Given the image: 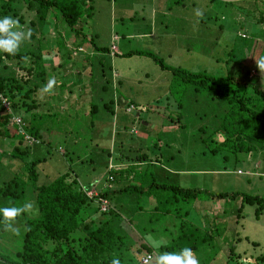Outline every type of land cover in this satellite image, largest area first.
I'll use <instances>...</instances> for the list:
<instances>
[{
	"label": "rangeland",
	"instance_id": "obj_1",
	"mask_svg": "<svg viewBox=\"0 0 264 264\" xmlns=\"http://www.w3.org/2000/svg\"><path fill=\"white\" fill-rule=\"evenodd\" d=\"M219 1L92 0L91 11L87 12L90 18L83 27L86 28L84 31L87 30V40L75 38L59 21L39 44L36 39L30 41L37 54L40 45L53 53L52 49L58 48L61 61L66 60L67 67H71L67 68L71 73L59 72L63 73L59 78L62 86H53L46 98L41 96L42 104L36 111V123L43 127L40 132L43 142L32 146L27 157L29 160L45 158L47 163H41L39 171L54 179L72 169L90 197L105 189L112 160L120 156L124 158L132 138L133 149H138L136 147L142 143L141 149L144 150L148 142H158L162 162L132 166L127 184L126 173L118 172L114 188L135 186L145 178L144 187L155 180L201 192L198 197L201 199L196 203L182 205L180 201L176 202L179 206L173 203L172 196L165 205L168 212L164 213L160 223L150 219L151 209L156 207L155 197H161L157 191L144 196L130 193L113 200L114 203L117 199L126 203L117 219L127 236L124 241V247L129 248L126 256L132 258L134 264H139L146 256L145 251L137 252L140 244L151 248L152 259L148 264H156L157 256L168 252L165 247L175 244L180 224L191 225L197 238L203 233L211 237L207 244L198 245L193 252L199 264H264V208L257 204H242L239 196L236 199L208 197L220 193L264 197V152L238 150L231 153L224 147L215 154L210 153L215 147L214 142L220 139L217 134L210 139L209 136L219 126L226 104L213 100L205 92L195 93L192 86L184 87L180 82H174L172 73L161 70L151 58L110 57L93 50L94 43L108 48L114 44L119 55L129 51H148L169 67L194 73L204 71L215 76L236 74L241 61L246 58L251 80H258L264 91V73L261 74L252 63L256 58L264 57L259 55L264 37L258 36L255 41L240 39L243 34L251 39L252 34L261 33L264 26L256 23L259 13L253 14L255 20L247 14L255 8L263 11L264 3L242 0L244 3L238 1L223 6ZM17 8L28 17L22 4H17ZM196 10L202 11V18L196 16ZM77 45L81 47L80 52H73ZM231 49L238 59H229ZM65 53L71 54L68 60ZM54 56L50 53L45 59L56 64L58 60L55 61ZM85 61L89 63L85 66L88 69L83 67ZM9 68L11 70L5 61L0 66L3 73ZM51 75L57 78V73ZM113 82L117 83L116 89L112 87ZM70 83L73 87H69ZM49 94L53 97L50 98ZM117 94L137 107L142 106L136 123H130V118L122 123L126 116L123 111L116 119L103 109V105ZM90 107H96L92 116L94 111ZM49 108L50 114L47 115L45 111ZM142 119L148 126L141 124ZM24 120L28 121V116ZM122 126L128 130L118 135L116 132ZM13 142L17 144V141ZM6 144L4 141L2 148ZM2 164L8 169L4 168L7 171L4 179H11L9 159H4ZM125 167L123 163L115 168ZM91 184L92 188L87 190ZM26 200L31 201V196L28 195L25 201L0 196V208L20 206ZM130 203L133 205L129 206ZM119 210L122 211V207ZM26 215L17 218L18 234L5 231L0 223V257L8 262L19 260ZM181 245H190L189 240Z\"/></svg>",
	"mask_w": 264,
	"mask_h": 264
},
{
	"label": "trees",
	"instance_id": "obj_2",
	"mask_svg": "<svg viewBox=\"0 0 264 264\" xmlns=\"http://www.w3.org/2000/svg\"><path fill=\"white\" fill-rule=\"evenodd\" d=\"M246 1L264 3L261 0ZM90 2L92 0H0V18L12 16L18 19L25 30L31 29L30 41L36 39L38 44L46 37L47 33L55 29L59 21L65 24L75 38L87 40V30L84 31L86 28L83 29V27L90 18V14L87 13L91 11ZM242 2L244 3V1ZM220 3L223 6L232 4ZM17 4H22L25 7L24 12L28 17H24L20 13ZM255 12L260 15L257 18V25L264 26V10L258 11V8H255V11L249 12L247 15L251 20L254 19L253 14ZM258 36L264 37V28L260 34H255V36L252 34L251 39L246 38L244 34L240 36V39L255 41ZM90 40L93 43V38ZM261 45L263 48L262 50L260 48L259 55L264 56V43ZM39 48L37 54L33 50L31 42H25L21 44L19 51L14 56L0 52V66L5 61L11 67V70L10 68L8 70L9 73H3L0 70V97L9 102L13 114L25 115L24 117L20 116L24 123L23 130L34 141L29 144L18 134L17 127L11 123V114L6 113L0 104V170H3L0 171V196L12 199L23 198L25 201L29 195L31 201L39 208L38 215L34 217L26 215L28 218L25 219L24 226L29 227L30 230L24 233L18 262H8L0 257V264H111L113 258H118L121 264H134L132 258L126 256V250L129 248L124 247V241H126L127 236L123 234V226L117 219L120 212L123 213L126 203L119 202L120 199L114 203L113 200L130 193L141 196L157 191L161 193V197L160 195L155 197L156 207L151 209L152 216L150 219L159 220L160 223L164 213L167 214L168 212L165 210V205L172 196L174 198L172 199L173 203L180 201L183 205L196 203L201 199H198L201 192L181 188L177 185L158 183L155 180L149 181V185L144 187L145 178L142 181L139 180L142 183L135 186L124 185L114 188L113 183L118 172L126 173L125 184H127L132 166L158 165L162 162L161 146L158 142H148L144 150L141 149L142 143L140 142L141 144L136 147L138 149H133L135 145L132 138L131 144L127 145V154L124 158L120 156L112 160L113 166L108 168L105 189H100L91 197L87 196L86 190L80 184L78 175L72 169L66 170L54 179H50L48 173L44 174L39 171L38 166L41 163H47L45 158L29 160L27 157L32 146L43 142L41 135L43 127H39V124L36 123V111L40 109L42 104L41 96L46 98V93L42 89L50 79H54L49 74L50 71H52L51 74L57 73V79L61 78L62 74L59 72H64L67 64L66 60L61 61L62 57H60L58 48L52 49L55 53L47 51V48H43L41 45ZM241 49L243 48L241 47ZM76 50L80 52V45H77L73 52ZM93 50L96 53L107 55L113 53L111 47H100L94 43ZM232 51L233 49L229 52V59H238L239 57ZM248 51H250L249 48ZM50 53L55 54L54 60H58L56 64H51V61L45 59V55H50ZM70 55V53H65L64 57L68 60ZM117 56L151 58L161 70L172 73L174 82L178 81L184 87L192 86L195 93L205 92L213 100H220L226 104L219 126L209 136L210 139L212 135L217 134L220 139L213 141L215 147L210 150V153L215 154L224 147L231 153H236L238 150L247 153L251 151L264 152V91L260 88L258 80H251V70L245 65L246 58L241 61L242 65L236 74L215 76L204 71L194 73L181 68L169 67L161 58L148 51H129L120 55L117 54ZM255 60H253V64H255ZM85 63L83 67L89 64L88 61ZM50 66H52L51 70H49ZM6 69L4 70L6 71ZM49 97H53L52 94H49ZM141 107H137L130 100L127 101L120 94H117L114 100L103 105V109L116 119L123 111L126 116H124L125 121L123 120L122 123H125L129 118L130 123L134 121L136 123L140 119L139 110ZM90 110L94 111L91 116L96 113V107H90ZM45 112L47 115L50 114V108L46 109ZM27 116L28 121H25L24 118ZM92 124L93 122L90 121V126H93ZM141 124L148 126L145 121ZM127 130L126 126H122L116 133L120 135L121 132H127ZM138 139L142 140L141 138ZM13 140L17 141L18 145H14ZM4 141L9 145L6 144V147L2 148ZM4 159H9V169L12 170L13 174V177L7 180L4 179L8 171L2 164ZM79 161L77 162L83 163V161ZM14 162H17L16 169ZM123 163L126 164L125 168L120 170L115 168ZM92 185L87 186V190L92 188ZM238 196L241 198L242 204H257L260 208H264V197L222 193L210 194L208 197L236 199ZM103 201L108 204L105 212L100 209ZM176 204L179 206L178 203ZM131 205L133 204L130 203L129 206ZM119 207H122L123 210L120 211ZM137 208L140 209L139 206ZM192 228L191 225L180 224L174 240L175 244L165 247L167 251L178 253L187 247L195 252L198 245L207 244L211 240L207 233H203L202 237L197 238L195 229L192 230ZM129 232H131L130 229ZM188 240L190 245H181L182 242ZM136 250L137 252L145 251L146 256H150V260L146 264L151 261L150 247L140 244ZM139 264H143L142 260Z\"/></svg>",
	"mask_w": 264,
	"mask_h": 264
},
{
	"label": "clouds",
	"instance_id": "obj_3",
	"mask_svg": "<svg viewBox=\"0 0 264 264\" xmlns=\"http://www.w3.org/2000/svg\"><path fill=\"white\" fill-rule=\"evenodd\" d=\"M198 18H202V11L196 10ZM32 32L31 29L25 30V27L19 23L18 19L12 16H5L0 18V52L8 55H16L20 49L21 44L30 42ZM256 67L260 73H264V57L255 60ZM56 81L50 79L48 84L44 86L42 91L50 93ZM22 214L36 216L39 214V208L34 202H25L20 206H11L0 208V223L3 224L4 230L12 233H19V228L15 227L17 218ZM30 228L25 226V231ZM111 264H121L118 258H113ZM156 264H199L198 259L195 257L192 249L183 248L180 252H164L157 256Z\"/></svg>",
	"mask_w": 264,
	"mask_h": 264
},
{
	"label": "built area",
	"instance_id": "obj_4",
	"mask_svg": "<svg viewBox=\"0 0 264 264\" xmlns=\"http://www.w3.org/2000/svg\"><path fill=\"white\" fill-rule=\"evenodd\" d=\"M115 36L113 38V40L115 41ZM111 51L115 54L117 52L116 47L114 44H112L111 46ZM0 104H1V108L5 110L6 113L11 114V123L17 127V131L18 134L21 135L24 140L26 142H28L29 144L33 143L34 141L24 132L23 127H24V123L22 122L21 118L18 116H15L12 112H11V107L9 102L5 99V98H1L0 97ZM92 196V195H91ZM90 196V197H91ZM106 207V209H105ZM108 204L106 202H102L100 205V209L102 212H105L107 210ZM150 260V256H145L142 259V263L146 264L148 261Z\"/></svg>",
	"mask_w": 264,
	"mask_h": 264
},
{
	"label": "crops",
	"instance_id": "obj_5",
	"mask_svg": "<svg viewBox=\"0 0 264 264\" xmlns=\"http://www.w3.org/2000/svg\"><path fill=\"white\" fill-rule=\"evenodd\" d=\"M113 38H114V37H113ZM118 54H119V53H118ZM108 56H110V57H111V56L117 57V54L110 53V54H108ZM51 68H52V66H50L49 70H51ZM67 68H71V67H67V65H65V70H66L67 72L71 73V71H68ZM84 68H87V67H84ZM87 69H88V68H87ZM65 70H64V72H65ZM51 72H52V71H50V73H49L50 75H51ZM64 72H63V73H64ZM63 73H62V75H63ZM52 74H55V72H53ZM77 75H80V74H77ZM51 76H52V77L54 78V80L56 81V83H55L54 86H55V87H61V86H62V83L60 82L59 78L57 79L55 76H53V75H51ZM61 78H62V76H61ZM58 81H59V82H58ZM107 84H109V82H108ZM118 84H120V83H118ZM69 87H73V84L70 83ZM112 87H113V89H116V87H117V83H114V82H113V86H112ZM115 97H116V96L113 97V100L115 99ZM60 98H61V97H60ZM61 101H64V99L61 98ZM113 118H115V117H113ZM117 170H118V169H117Z\"/></svg>",
	"mask_w": 264,
	"mask_h": 264
},
{
	"label": "water",
	"instance_id": "obj_6",
	"mask_svg": "<svg viewBox=\"0 0 264 264\" xmlns=\"http://www.w3.org/2000/svg\"><path fill=\"white\" fill-rule=\"evenodd\" d=\"M220 1L225 2V3H234V2H238L242 0H220ZM261 1H264V0H261Z\"/></svg>",
	"mask_w": 264,
	"mask_h": 264
}]
</instances>
